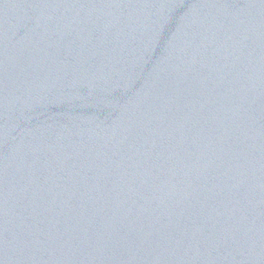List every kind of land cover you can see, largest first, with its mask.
Here are the masks:
<instances>
[{"label":"water","instance_id":"obj_1","mask_svg":"<svg viewBox=\"0 0 264 264\" xmlns=\"http://www.w3.org/2000/svg\"><path fill=\"white\" fill-rule=\"evenodd\" d=\"M0 264H264V0H0Z\"/></svg>","mask_w":264,"mask_h":264}]
</instances>
